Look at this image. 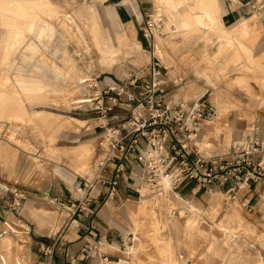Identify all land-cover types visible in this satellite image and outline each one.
<instances>
[{"label":"rangeland","instance_id":"374dc122","mask_svg":"<svg viewBox=\"0 0 264 264\" xmlns=\"http://www.w3.org/2000/svg\"><path fill=\"white\" fill-rule=\"evenodd\" d=\"M201 1L0 0V145H16L28 160L24 178L29 188L63 192L68 206L77 208L76 215L78 208L91 203L89 209H95L110 227L99 246L96 242L91 250L81 252L92 255L91 264H264V230L242 206L243 192L235 201L215 191L193 194L194 185L180 187L174 194L150 195L137 182L135 168L134 182L127 184L129 200L117 202L106 197L107 186L96 180L97 144L103 137L97 102L110 106L114 96L104 97L107 88L146 72L154 58L164 70L173 100H202L213 108L198 146L202 157H223L264 134V119H256L251 108L246 110L249 100L244 95L246 86L256 93L264 90V48L259 50L262 53L245 52L241 43L226 38L218 22L209 30L177 29L175 17L181 5L191 12L202 9ZM121 4L139 26L145 14L160 20L161 35L154 38L153 47L142 40L139 29L132 40L136 47L123 45L116 37L120 33L116 22L100 19L102 11L112 9L120 21ZM246 37L242 34L239 41ZM208 45L213 49L209 56ZM208 66L223 73L208 78L203 72ZM83 78L82 83H91L80 84ZM18 81L34 91H23ZM208 81L216 85L211 87ZM227 97L233 107L246 111L226 106L224 114H216L211 99ZM225 105L218 102L215 108ZM121 110L116 107L114 113L122 115ZM252 122V134H243L245 129L238 132ZM205 140L208 147L203 149L200 144ZM1 179L3 183L0 170ZM124 189L120 184L117 192ZM137 190L142 196L135 195ZM40 213L44 220L55 218L52 234H56L58 211L44 205Z\"/></svg>","mask_w":264,"mask_h":264},{"label":"built area","instance_id":"2783aa9c","mask_svg":"<svg viewBox=\"0 0 264 264\" xmlns=\"http://www.w3.org/2000/svg\"><path fill=\"white\" fill-rule=\"evenodd\" d=\"M253 7L264 17V0H253ZM140 25L142 40L153 47L154 38L161 35L160 20L145 14ZM163 71L154 58L146 72H136L125 84L107 88L104 97L114 96L110 106L103 107L102 100L97 102L95 111L100 115L98 128L103 137L97 144L100 158L96 180L107 186L106 197H116L129 166L138 169L137 182L150 195H160L163 187L174 194L180 187L194 185L193 194L215 191L235 201L241 192L264 182V134L223 157L205 159L198 148L200 129L211 120L213 108L202 100H173L167 93ZM116 107L123 109L122 115L114 113ZM128 179L134 182L133 177ZM135 192L142 196L139 190ZM82 199L85 201V196ZM20 201L21 197L14 194L12 206L17 207ZM242 206L253 213L247 202ZM68 209L74 214L77 208L70 205ZM91 247H84L82 253Z\"/></svg>","mask_w":264,"mask_h":264},{"label":"crops","instance_id":"0c3cea01","mask_svg":"<svg viewBox=\"0 0 264 264\" xmlns=\"http://www.w3.org/2000/svg\"><path fill=\"white\" fill-rule=\"evenodd\" d=\"M181 6L185 9L188 7L184 5ZM199 6L202 7L201 10L193 8V11H189L190 15L188 16V10L182 11L181 9V11L176 12L175 21L177 29L180 27V30L183 32H193L192 30H209L213 29L216 22H218L219 28L221 32L226 35V38L236 41L238 44L241 43L245 52L253 53L256 49H258V53L263 52L259 50L264 48V17L262 13L254 10L253 0H220L219 6L217 0V8L214 10L209 7L208 4H206V6L205 4H199ZM120 7L122 9V12L120 13L121 22L115 11L112 9L102 11L100 19L109 18L114 23L116 22L115 24L120 28V33L116 34L118 41L126 46H134L132 40H136L138 37V21L135 16H132L127 6L121 4ZM203 8L206 9L204 10ZM157 9L158 8L155 10ZM189 18L190 20H188ZM254 18H257V21L253 23ZM250 20H252L253 25L249 24V30L248 26H244L243 23L244 21ZM191 26H194L195 28ZM242 26H244V28H242ZM238 27L242 32L238 31ZM186 28H189L188 31ZM244 29L246 30L245 32ZM245 33H247L246 39L242 42L239 41L241 35ZM228 39H226L227 44H231ZM104 45L110 50L108 44L105 43ZM108 52L113 54L112 51ZM212 52L213 49H209L208 45L206 48L207 55L209 56ZM222 70L223 69L220 68L217 70L215 66H208L203 72L208 78H218V76L223 73ZM84 81H86L84 78L79 80L82 85H89L91 83H82ZM17 83L23 91H34L32 88H24L23 83L20 81ZM209 84L211 87L216 85L214 82H209ZM244 90V95L249 100L246 110L251 108L250 112L256 119H264V90L256 93L250 91L248 86H246V89ZM228 97L227 100L216 98L211 99V103L215 110L216 103L222 102L226 104L218 111L216 110L218 115L225 113L220 110L226 106L233 107V105L228 102ZM250 102H255V105L251 106ZM234 107L235 109L233 110L246 111L238 109L236 106ZM207 125L208 124H203L201 126L200 134H202L200 141L202 140ZM244 129L246 133L252 134L255 129L254 122H252L251 125L245 124L243 130L237 131L241 133ZM209 135L211 136L212 133L206 134V136ZM0 146V170L4 176L3 183L2 179L0 180V186H2V188L0 187V264H91L93 257L91 254L89 256L82 255L81 252L83 248L87 247V245L91 246L96 242H102L105 240V237L110 231V227L106 226L98 213H95V209H89L91 203L84 205L76 215L68 209L70 201L67 200L63 192L59 194L50 190L40 192L35 191L34 186H30L29 188V186H27L28 182H26L24 178L28 160L22 154H19V148L16 145L13 146L14 148L10 145ZM131 170L135 171V167H128L126 177H124V181L121 183V185H125V189L117 192L115 197L117 202H121V200L125 199L128 201L131 196V192H129V189L127 188L128 182H132L128 179L133 176V174L130 173ZM134 174L136 175L138 173ZM16 193H19V196L21 197V204L20 207L19 205L17 206L18 208L12 206L13 195ZM135 195L139 196L136 192ZM240 199L251 206L253 209L251 217L255 221H258V223H255L256 226L260 230H264V183L258 182L257 184L252 185L248 191H244L240 194ZM49 200H53L54 202ZM92 203L95 204V202ZM44 205H51L58 211L59 220L57 221L58 224H56L58 228L56 234H52L55 218L51 215L44 220L41 216L40 209ZM62 215L64 216L62 217ZM57 234H59L58 238L54 239V236Z\"/></svg>","mask_w":264,"mask_h":264},{"label":"bare ground","instance_id":"6f19581e","mask_svg":"<svg viewBox=\"0 0 264 264\" xmlns=\"http://www.w3.org/2000/svg\"><path fill=\"white\" fill-rule=\"evenodd\" d=\"M201 2H204V4H205V6H206V4H208L209 5V7H211L213 10L215 9V8H217V0H202ZM28 4V3H27ZM200 4V3H199ZM204 6V5H203ZM200 7V6H199ZM195 9H197V8H195ZM198 9H200V8H198ZM204 9V8H203ZM206 9V8H205ZM204 9V10H205ZM210 9V8H209ZM18 10V9H17ZM27 10H29V9H27ZM186 9L185 8H182V11H185ZM219 10V9H218ZM179 11V10H178ZM210 11V10H209ZM26 12V11H25ZM211 12V11H210ZM215 12V11H214ZM219 12V11H218ZM155 13H159L157 10H155ZM181 13V12H180ZM179 13V14H180ZM212 13H213V11H212ZM15 14V13H14ZM34 14V13H33ZM210 14V13H209ZM23 15V14H22ZM35 15V14H34ZM185 15V14H184ZM188 15H190V12L188 11V14H187V16ZM216 15V14H215ZM191 16H192V14H191ZM211 16V15H210ZM217 16H218V13H217ZM33 17V16H32ZM178 17H179V15H178ZM183 17V16H182ZM35 18V17H34ZM186 18V17H185ZM212 18V17H211ZM256 19V18H255ZM183 20V19H182ZM188 20H190V18L188 19ZM253 20V19H252ZM252 20H250V21H244V23H243V25L244 26H248V29L250 28L249 26L251 25V23H252ZM217 21H218V19H217ZM220 21V20H219ZM180 22H181V20H180ZM240 22V21H239ZM215 23V22H214ZM29 24V23H28ZM185 24H186V22H185ZM220 24V23H219ZM250 24V25H249ZM65 25V24H64ZM184 25V24H183ZM191 25V24H190ZM215 25V24H214ZM238 25V24H237ZM240 25H242V24H240ZM239 26V25H238ZM244 26H242V28H244ZM191 27H194V26H191ZM64 28V27H63ZM166 28H168V27H166ZM176 28H177V26H176ZM185 28V27H184ZM195 28V27H194ZM239 28V27H238ZM240 28H241V26H240ZM240 28H239V32H242V31H240ZM189 29V28H188ZM188 29L186 28V30L188 31ZM246 29V28H245ZM244 29V32L246 31ZM179 30H180V27H179ZM243 30V29H242ZM250 30V29H249ZM248 31V30H247ZM249 32V31H248ZM245 34H247V33H245ZM158 40V39H157ZM117 41V40H116ZM247 50V49H246ZM115 51V50H114ZM113 53V52H112ZM108 54V53H107ZM106 58V57H105ZM107 60V59H106ZM104 61V60H103ZM4 85V84H3ZM16 95V94H15ZM8 99V98H7ZM32 102V101H31ZM29 106V105H28ZM216 111V110H215ZM220 111H222V112H226L224 109H222V110H220ZM38 113V112H37ZM217 113V112H216ZM35 114V113H34ZM218 114V113H217ZM38 116H40V114L38 115ZM38 125H40V124H38ZM202 134V133H201ZM243 134H246V132H244ZM242 134V135H243ZM248 134V133H247ZM205 142V143H204ZM203 143H201L200 144V147L201 148H207L208 147V143H207V141L205 140ZM1 147V146H0ZM1 149V148H0ZM1 188H2V186H0ZM5 189V188H4ZM165 193H167V189L165 188V187H163L162 188V193L159 195V196H161L162 194L164 195ZM242 224V223H241ZM242 227V226H241ZM242 231V230H241ZM7 241V240H6ZM4 242V241H3ZM227 242V241H226ZM10 244V243H9ZM201 257V256H200ZM17 264V263H16Z\"/></svg>","mask_w":264,"mask_h":264}]
</instances>
